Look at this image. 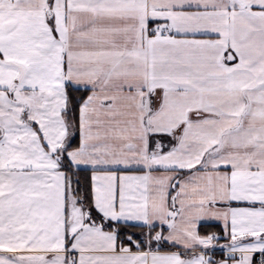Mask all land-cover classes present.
I'll list each match as a JSON object with an SVG mask.
<instances>
[{
	"label": "snow or ice",
	"instance_id": "snow-or-ice-1",
	"mask_svg": "<svg viewBox=\"0 0 264 264\" xmlns=\"http://www.w3.org/2000/svg\"><path fill=\"white\" fill-rule=\"evenodd\" d=\"M0 264H264V0H0Z\"/></svg>",
	"mask_w": 264,
	"mask_h": 264
}]
</instances>
